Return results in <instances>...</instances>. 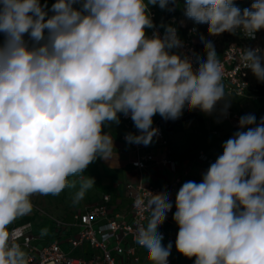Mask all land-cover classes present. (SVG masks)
Returning <instances> with one entry per match:
<instances>
[{"label":"clouds","instance_id":"9594fccd","mask_svg":"<svg viewBox=\"0 0 264 264\" xmlns=\"http://www.w3.org/2000/svg\"><path fill=\"white\" fill-rule=\"evenodd\" d=\"M176 0H0V264H28L8 230L33 210L31 197L75 187L98 158L111 161L113 137L103 131L129 116L139 134L129 144L148 146L159 130L153 117L180 118L185 109L227 115L231 105L213 40L206 59L180 49L177 29L155 27L149 5ZM184 15L206 25L209 36L227 32L255 40L264 30V0L241 10L234 0H185ZM27 36V39L25 38ZM244 66L264 82V54L246 47ZM255 125V127H252ZM238 129L202 181L175 194L177 252L194 264H264V118L240 117ZM95 184L81 181L76 200ZM169 195L152 193L136 243L151 264H168L172 244L158 228L172 210Z\"/></svg>","mask_w":264,"mask_h":264},{"label":"built area","instance_id":"2783aa9c","mask_svg":"<svg viewBox=\"0 0 264 264\" xmlns=\"http://www.w3.org/2000/svg\"><path fill=\"white\" fill-rule=\"evenodd\" d=\"M149 11L153 20L154 28L148 29L147 34L152 35L154 31H158L161 36L164 34L162 25H171L177 29V35L183 42L180 49L174 51L182 52L193 61V67H196L199 61L206 59V54L201 58L197 51V41L195 39L196 30L190 29L186 35L180 30V24L175 17L169 18L167 21H160L158 5H149ZM258 32L256 34L257 38ZM241 43H233L229 45L219 60L223 71V84L225 91L229 94L231 105L227 110V115H221L218 106L216 112L206 115L196 109L204 118L205 123L211 124V133L219 135L222 130H239V119L242 113L235 107L237 104L244 103L249 99H254L248 95L249 91V74L250 70L244 66L241 56L248 42L253 41L238 35ZM188 112L189 110H185ZM257 124L264 118V113L257 115ZM121 119L128 129V133L139 134L135 128L133 121L129 116L121 115ZM154 128L159 130L157 136L153 138L156 145L144 146L142 144H131L137 157L131 162V166L139 171L145 170L148 165L157 162L151 147L168 148L169 141L161 124L154 123ZM252 127H255L253 125ZM123 140H125V136ZM197 160L206 165H210L215 160L204 151L197 154ZM163 165L173 166L175 163L170 159L169 154L162 156L159 161ZM181 180L177 179L173 183H168L164 187L154 186H134L126 184L125 193L131 200L128 218L119 220L118 216H110L109 205L111 197L104 195L101 203L86 208L74 214L72 221H64L58 218L46 216L45 218L52 221V234H39L35 231L33 221L24 223H14L9 229L14 234V243L19 244L21 249L26 253L28 264H142L144 262L142 253L145 249L140 247L135 240L137 228L141 224L147 223L149 210L146 208L147 201L151 198L152 193H165L169 195L173 204L172 210L166 214V219L158 228L159 234L163 236L162 244L167 246L172 244L175 247L176 237L167 231V227H176L177 224L173 220L175 212V194L179 190ZM33 210L42 218L43 211L39 206L32 203ZM43 219V218H42ZM46 220V219H43ZM74 228H78L73 233ZM67 245L71 251L62 248ZM78 253L72 256L71 253ZM168 264H173L172 255L168 257Z\"/></svg>","mask_w":264,"mask_h":264},{"label":"crops","instance_id":"0c3cea01","mask_svg":"<svg viewBox=\"0 0 264 264\" xmlns=\"http://www.w3.org/2000/svg\"><path fill=\"white\" fill-rule=\"evenodd\" d=\"M48 8L55 3V0H46ZM27 39V36L25 37ZM4 36L0 33V42H2ZM261 98L257 99V103L260 104ZM246 103V102H244ZM243 103V106L245 105ZM255 109L254 104L252 105ZM251 109V106L249 107ZM241 110V109H240ZM242 111V110H241ZM246 111H242V115L245 116ZM249 112V111H247ZM251 112V111H250ZM251 113H248V115ZM121 115L119 114V123H109L105 125L103 131L109 133L113 137L114 149L111 157V161H105L98 158L93 163H91L88 168L79 176L70 177L71 182L78 184V191L81 186V181L92 177L95 180V184L89 188L82 199L71 201H59L55 199L54 195H40L36 194L31 197V202L39 206L40 208H46L50 212L53 211L57 213L61 208H74L75 205H79L81 208L77 211H84L88 207L95 206L101 203L104 195H109L111 197V202L109 205L110 216H118L119 220L128 218V213L130 209L131 200L126 196L125 187L126 184H133L134 186H154V187H164L168 183H173L177 179L181 180L179 188L183 183L187 181H195L197 183L202 181L203 174L207 171L210 165L202 164L195 159H185V160H174L170 159L175 163L174 167L170 165H163L159 161L162 156L169 154V147L156 148L151 147V152H154L157 157V162L148 165V167L139 171L131 166V162L137 157V153L134 151L131 144L123 140V136L128 132L125 127ZM255 117L257 115H254ZM155 123V116L153 117V124ZM132 133V132H131ZM150 145H156L154 141ZM76 212V213H77ZM52 213V212H51ZM34 218L25 219L20 223L26 221H33ZM36 222L35 231L39 234L45 235V220L38 219ZM11 227H8V230ZM174 228V227H173ZM178 225L175 229L170 232L177 237ZM182 256V254H180ZM173 258V264L177 259Z\"/></svg>","mask_w":264,"mask_h":264},{"label":"rangeland","instance_id":"374dc122","mask_svg":"<svg viewBox=\"0 0 264 264\" xmlns=\"http://www.w3.org/2000/svg\"><path fill=\"white\" fill-rule=\"evenodd\" d=\"M46 0H41V3H45ZM258 98L249 99L244 103L237 104L236 109L239 112L246 111L245 115H248V113H251V115H259L261 113H264V98H261L260 104L257 103ZM254 104L255 109H253L252 105ZM251 106V109L249 108ZM242 111H241V110ZM186 110V109H185ZM183 111L182 116L186 115V111ZM249 111V112H247ZM251 111V112H250ZM212 127L210 122H206L205 126H202L198 121L195 119H188L183 122L182 130L175 132V133H168L167 132V138L169 141V151L170 153L177 152L182 153L187 150H190L194 153L195 156H197L198 152L204 151L209 156H211L214 160H216L221 155V150H223V143L228 139V135L226 133L228 130H222L219 134V139L214 140L212 138L211 133ZM219 142L221 144H219ZM78 184L75 183V187H69L65 188L59 195H54L55 199H58L59 201L63 200L65 201H71L72 199H75L76 193L78 192ZM81 207L79 205H75L74 208H61L59 212L54 213L53 211H49L46 208H41L43 211L42 218L46 219L45 224V234H52V221L51 219L45 218L46 216H50L52 218H58L64 221H72L74 214L80 209ZM25 216L28 218H34L33 224L36 225L39 220L41 219L35 212V210H32L30 214L21 216L17 218L11 225L8 227H12L14 223H20L25 219ZM175 229L171 227H167V231L170 232L171 230ZM78 231V228H74L73 233H76ZM62 248L66 251H71V249L68 248L67 245H63ZM78 253L72 252V256H77ZM142 258L144 262L142 264H151V262L147 258L146 252H143ZM171 255L174 257V259H177L175 261V264H189L187 262V259L185 256H180V253L177 252L176 248H172Z\"/></svg>","mask_w":264,"mask_h":264},{"label":"trees","instance_id":"16d2710c","mask_svg":"<svg viewBox=\"0 0 264 264\" xmlns=\"http://www.w3.org/2000/svg\"><path fill=\"white\" fill-rule=\"evenodd\" d=\"M254 2V0H234V3L236 6H238L241 10L244 8H250L251 4ZM184 5L185 0H176V3L170 4L169 8H173L174 10L169 11L168 9H161L158 6L159 11V19L160 21H167L169 18L175 17L178 19V22L180 24V30L183 35H186L190 29L196 30L195 39L197 41V51L201 58L204 57L206 54L204 51V43L205 40H213L216 45V57H220L224 50L233 43H241L240 38L238 35H232L230 33H223L220 36H209L207 32V26L200 24L196 25L193 21L189 20L184 15ZM249 47H256L261 50V53L264 54V30H261L258 32L257 38L253 41H250L247 43ZM249 80V91L248 95L253 98H264V82H259L255 78V76L251 73L248 77ZM187 114L184 116H181L180 118L176 120H165L163 119L159 114L155 115V123L161 124L164 128L165 134L168 133H175L180 130H182L183 122L188 119H195L200 123L202 126H205V121L203 116L196 110H191L186 112ZM237 130H233L231 132H227L226 135H228V139L236 132ZM212 138L214 140L219 139V135L212 134ZM219 144H221L219 142ZM223 153V150H221V155ZM170 157L174 160H185V159H195V155L192 151L187 150L182 153L173 152L170 153ZM187 258V257H186ZM195 258L187 259V262L189 264H194Z\"/></svg>","mask_w":264,"mask_h":264}]
</instances>
